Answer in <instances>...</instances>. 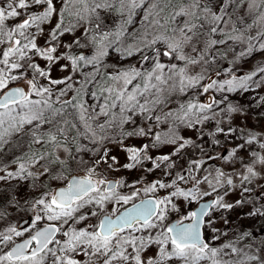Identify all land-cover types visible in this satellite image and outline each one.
Segmentation results:
<instances>
[{"label": "snow or ice", "instance_id": "6c2138e0", "mask_svg": "<svg viewBox=\"0 0 264 264\" xmlns=\"http://www.w3.org/2000/svg\"><path fill=\"white\" fill-rule=\"evenodd\" d=\"M245 3L0 7V184L11 189L0 192V220L10 209L32 213L29 227H0V264H264V242L254 243L244 224L264 220V134L235 123L246 106L229 98L264 87V64L238 74L240 61L264 53V0H247L250 22L237 15ZM110 49L135 62L107 64ZM229 53L233 67L224 68ZM193 66L200 71L192 74ZM57 71L63 75L54 78ZM176 93L185 99L169 108ZM253 100L264 106L258 92ZM161 124L166 132L155 130ZM133 139L141 143H127ZM162 146L167 154H150ZM121 169L160 176L109 178ZM46 180L65 183L53 190ZM25 185L31 191L21 195ZM177 201L199 207L182 212Z\"/></svg>", "mask_w": 264, "mask_h": 264}, {"label": "rangeland", "instance_id": "374dc122", "mask_svg": "<svg viewBox=\"0 0 264 264\" xmlns=\"http://www.w3.org/2000/svg\"><path fill=\"white\" fill-rule=\"evenodd\" d=\"M6 3H7V0H0V7L6 6ZM246 3H247V0H246ZM246 3H245V5H242L237 10V15L238 16H244L245 19H247L250 22L255 16V11L248 12L247 8H246ZM106 19H107V17H106ZM16 22L17 21H9L8 23L12 24V23H16ZM262 26H264V25H262ZM46 30H47V28H46ZM253 31H255V29ZM77 34H79V31H78ZM65 42H67V41H65ZM39 43L43 44V37L40 38ZM109 54L111 55V58H109V56L105 58V62L106 63H110L109 65L115 66L116 64H120L121 66H127V65L135 62V58L134 57L127 58V59L121 58V59L118 60L117 58L119 57V53H117V52H115L113 50H112V53L109 52ZM164 59L166 61V58H164ZM38 62L41 63V65L43 66V63H44L43 61H38ZM259 64H264V53L256 52L253 55H251L249 57H246V58H244V60L239 62V64L237 65L238 68H239V73L238 74H246V73L254 70L256 68V66L259 65ZM221 65L224 68H232L233 67L231 53H229V55H228V57L226 59L221 60ZM108 71L109 72L112 71V68H109ZM189 71L192 74H195L196 72L200 71V67L199 66L190 67ZM53 75H54V78H55L58 75H63V73H59L57 71ZM257 92L259 93L260 96H264V87L256 89L255 92H251L250 91V92L245 93L243 95L230 94L229 98L234 100V101H239L240 103H242V104H244L246 106L245 113L242 116L238 115L236 117V119H235V123L236 124H239L241 122L246 123L248 129L253 130L257 134H264V106H256L255 103H254V100H253V97L256 95ZM173 97H172L173 98V103H171L169 105L170 108H175L177 103L181 99H185V97H182L179 93H176ZM200 99L204 100L205 97L201 96ZM249 104L253 105V107L251 109H247V105H249ZM166 110H167V108L164 109V111H166ZM185 130L187 131V136H191L192 139H196V133L193 130H190V129H185ZM128 143H133V144L139 145L141 143V141L137 140L136 142L132 141V142H128ZM168 151H166V150H160L159 151V149H157V150H153L150 154L153 155V156H156V155L167 154ZM112 154H113V152H112ZM119 160H120L121 163L127 162L126 160H124L122 158H120ZM177 163H178V165H182V164H185V161L184 160H179ZM213 163H215V162H213ZM145 166H151L150 162L145 161ZM103 167H106V165H101V168H103ZM225 170L227 171L228 169L226 168ZM75 174L80 175V174H84V173L81 171V172L75 173ZM121 176H123L128 183H132L135 179H137V178H139L141 176H146L147 180H152V179L159 178L160 170H157L154 173L146 174V173H144L141 170L134 169L132 171H128L126 169H121L119 172H113L109 178L110 179L111 178H119ZM11 183L15 184V181H12ZM64 183L65 182L63 180L56 181V182H52V181L48 180V184L51 186V188L53 190H55L58 187L63 186ZM262 183H264V181H262ZM1 185L2 184H0V186ZM203 187L206 188L207 186L205 185ZM256 190L257 191H261L260 188H257ZM25 191L30 192L31 190L28 189L26 187V185H25L24 190L21 191V195H24ZM121 191L128 192V191H130V189L125 188V189H122ZM159 194L162 195L164 193L161 192ZM237 195L238 194L236 192H233L226 199L229 200V201H232V200H234L237 197ZM209 199H211V197H206L205 198V200H209ZM177 203L181 205V211L182 212L185 211V210H194L197 207V205H198L195 202L192 203L191 205L185 204L183 201H177ZM117 207H119V206H117ZM111 208H112V206L109 205L108 206L109 211L111 210ZM18 210H19L18 208H16V210L15 209H10L9 210V212H10L9 215L4 220H0V227H7L8 224L16 225V226H18L19 229H23L25 227H29L30 226V221L32 219V213L31 212L30 213H25V212L21 213V212H17ZM120 210H123V209L121 208ZM246 210L247 209H240L239 211L243 212V211H246ZM178 216H179V213L174 214L173 216H171L169 218L170 222L175 221V219ZM26 219L28 220V223L25 224L24 226L20 227L19 226L20 222H22L23 220H26ZM92 222H95V218H93ZM43 223L44 222H41V224L39 226L42 227ZM244 224H245V227L247 229H249V231H254L255 232L254 238H258V237L264 236V220L258 221L257 223H255L251 227H248V221L247 220L244 221ZM217 226H220L219 223H218ZM230 235H231V233H230ZM20 239H23V238H18V241Z\"/></svg>", "mask_w": 264, "mask_h": 264}, {"label": "trees", "instance_id": "16d2710c", "mask_svg": "<svg viewBox=\"0 0 264 264\" xmlns=\"http://www.w3.org/2000/svg\"><path fill=\"white\" fill-rule=\"evenodd\" d=\"M114 19H116V16L115 15H113L111 18H107L106 19V23H107V25H108V27L109 28H113V27H115V25L113 24V20ZM111 50V49H110ZM109 50V52L110 53H112V50L110 51ZM109 58H111V55L109 54ZM107 64H110V63H107ZM111 70V69H110ZM174 98V97H173ZM172 98V99H173ZM170 108V107H169ZM168 110V109H167ZM166 110V111H167ZM155 130L156 131H158V132H161V133H163V132H166L167 130H168V125L167 124H162V125H160L159 127H156L155 128ZM181 134L182 135H185V136H187V131L185 130V129H181ZM137 140H139V139H133V140H130V141H127V143L128 142H132V141H134V142H136ZM140 141V140H139ZM109 147L113 150L112 152H113V154L114 155H117V157L120 159V158H122V159H124V160H126V155H125V153H123L117 146H115V145H109ZM160 150H166V151H168V150H170L169 149V147H167V146H162L161 148H159V151ZM12 158V152H11V150H9L7 153H5V156H4V159L5 160H9V159H11ZM76 172H72V175H74ZM45 183H47L48 184V180H46V182ZM3 191H9V192H11V189H6L3 185H1L0 186V192H3ZM19 210L17 211V212H21V213H30V211H26L24 208H18ZM16 210V209H15ZM10 213V212H9ZM9 215V214H8ZM248 231H249V229H247ZM253 240H254V243H256V244H259L260 242H264V236H261V237H258V238H254L253 237Z\"/></svg>", "mask_w": 264, "mask_h": 264}, {"label": "water", "instance_id": "95a60500", "mask_svg": "<svg viewBox=\"0 0 264 264\" xmlns=\"http://www.w3.org/2000/svg\"><path fill=\"white\" fill-rule=\"evenodd\" d=\"M74 175H78V174H74ZM80 175H83V174H80ZM203 201H201V203H202ZM197 207H199V204L197 205ZM196 207V208H197ZM195 208V209H196ZM194 209V210H195ZM122 211V210H121ZM174 222V221H173ZM28 223V220L26 219V220H23L22 222H20V224H19V226L21 227V226H24L25 224H27ZM19 242V241H18Z\"/></svg>", "mask_w": 264, "mask_h": 264}]
</instances>
